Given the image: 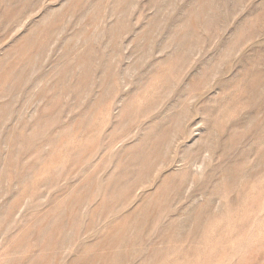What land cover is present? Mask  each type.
Returning a JSON list of instances; mask_svg holds the SVG:
<instances>
[{"label":"rangeland","instance_id":"1","mask_svg":"<svg viewBox=\"0 0 264 264\" xmlns=\"http://www.w3.org/2000/svg\"><path fill=\"white\" fill-rule=\"evenodd\" d=\"M0 264H264V0H0Z\"/></svg>","mask_w":264,"mask_h":264},{"label":"snow or ice","instance_id":"2","mask_svg":"<svg viewBox=\"0 0 264 264\" xmlns=\"http://www.w3.org/2000/svg\"><path fill=\"white\" fill-rule=\"evenodd\" d=\"M243 3H245V5H247L248 3H251V0H242Z\"/></svg>","mask_w":264,"mask_h":264}]
</instances>
